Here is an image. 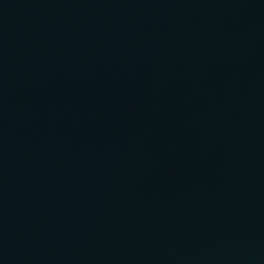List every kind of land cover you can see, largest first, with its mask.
I'll list each match as a JSON object with an SVG mask.
<instances>
[{
	"label": "water",
	"instance_id": "obj_1",
	"mask_svg": "<svg viewBox=\"0 0 264 264\" xmlns=\"http://www.w3.org/2000/svg\"><path fill=\"white\" fill-rule=\"evenodd\" d=\"M0 264H264V0H0Z\"/></svg>",
	"mask_w": 264,
	"mask_h": 264
}]
</instances>
